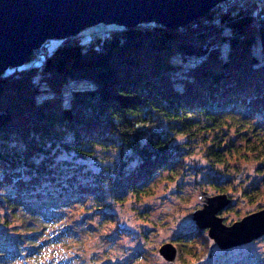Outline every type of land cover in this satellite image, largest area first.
Wrapping results in <instances>:
<instances>
[{"label":"trees","instance_id":"1","mask_svg":"<svg viewBox=\"0 0 264 264\" xmlns=\"http://www.w3.org/2000/svg\"><path fill=\"white\" fill-rule=\"evenodd\" d=\"M223 1L177 27L116 24L87 39L79 31L44 55V48L35 49L23 63L0 70V264L49 263L41 253L50 244L66 248L72 224L86 230L84 221L94 214L114 218L105 197L139 196L161 169L180 175L181 154L189 156L199 140L208 170L200 171L218 193H226L229 180L217 182V166L227 164L234 140L245 143L264 182V2ZM70 80L86 83L65 97ZM175 133L182 143L173 141ZM63 151L70 157H57ZM97 151L112 161L107 169L86 167L84 159ZM242 192L250 200L263 193L256 185ZM93 201L92 210L70 223L54 216ZM8 227L13 237L3 233ZM119 227L115 220L111 233L118 236ZM204 232L187 228L171 240L192 256L210 255L214 243ZM196 243L203 247L193 249ZM69 259L63 254L53 264Z\"/></svg>","mask_w":264,"mask_h":264},{"label":"rangeland","instance_id":"2","mask_svg":"<svg viewBox=\"0 0 264 264\" xmlns=\"http://www.w3.org/2000/svg\"><path fill=\"white\" fill-rule=\"evenodd\" d=\"M116 24V22L98 21L81 29L80 33H82L84 39H87L90 34L99 32L102 29L112 28ZM58 41V37H50L37 48V51L44 48L41 52V55H44ZM39 57L40 54L36 55L37 59ZM188 60L191 61L194 58L190 57ZM85 83L84 80L68 81L63 88L65 97L68 96L72 86ZM178 135L175 133L172 139L174 142L182 143L183 139ZM233 143L235 147L229 154L227 153V164L217 166L220 170L217 173L221 176L217 179V182L224 181L225 178L229 180L225 182L224 188L231 202L218 213L223 217V222L227 224L240 219L247 213L264 208V182L260 180L261 173L255 168L256 164L250 158V152L245 148V143L237 142V140H234ZM202 145L203 143L199 140L198 145H194L189 150V156H187L188 154H181L185 168L175 178H171L168 170L161 169L159 173H155L152 182L149 184L150 189L139 196H131L120 202H113L105 197L108 203L106 212L113 213L114 218L111 219L109 216V219L100 221V217L94 214L92 221H89L88 218L85 219V224L89 225L86 230H81L82 224L80 223L72 224L74 228L68 231V236L64 239L67 241L69 248L67 246L64 248L61 244V246L50 244L41 253L42 258L49 261L47 264H53L54 260L56 262L57 259H61L63 254L70 258V264H231L233 261L236 262L234 264H243L244 259L247 260V258L249 262L251 258H254L257 262L264 264V234L248 242L233 245L230 248L218 249V246L213 244V246L211 245L212 251H219L216 255L211 254L213 253L211 251L210 255L206 252L202 254L203 256L200 254L192 256L176 248L174 260L169 261L158 252L163 243L170 242L174 245L171 238L176 232H182L187 228H195L197 225L191 218L193 210L201 207L205 195H213L219 191L206 179L209 178V175L207 176L206 173L200 171H208L204 167L205 160L202 153H200ZM63 156L70 157V153L63 151L57 157ZM75 161L79 162V159ZM84 162L86 167L91 170L107 169V165L112 163L106 154L100 151L84 159ZM129 162L131 161L129 160ZM243 166H248V169L244 172L242 171ZM212 170L215 171V169H210V171ZM196 181L200 183L196 184ZM255 185L263 193L259 198L250 200L242 191ZM94 206H96L95 201L91 202L87 209H83L79 203H73L61 211L58 210L54 213V216H61L70 223L71 220L78 219L85 211L92 210ZM115 220L120 226L119 228L123 229V232L121 231L118 236V232L111 233L114 229ZM58 223L53 224L52 228H59L60 222ZM171 226L175 229H172ZM52 230L55 233L56 229ZM12 231V227H8L3 233L13 237L14 232ZM46 231L48 234L51 233L50 228ZM127 231H129V234ZM204 231L206 234V228H204ZM143 232H145L144 235ZM45 234L47 235V233ZM106 234H108L107 237H105ZM207 236L209 243L212 244V238L208 234ZM22 245L30 246L24 243ZM11 246L14 247V245ZM192 247L193 249L196 247L201 249L203 246L201 243H196ZM67 249L70 251L64 252ZM76 251L79 254L74 255ZM9 264H16V260ZM244 264H251V262Z\"/></svg>","mask_w":264,"mask_h":264},{"label":"water","instance_id":"3","mask_svg":"<svg viewBox=\"0 0 264 264\" xmlns=\"http://www.w3.org/2000/svg\"><path fill=\"white\" fill-rule=\"evenodd\" d=\"M223 0H0V70L19 65L50 37L64 38L96 23L133 25L153 20L168 27L181 26L204 14ZM230 199L226 193L205 195L191 218L220 248L248 242L264 233V208L250 212L232 223L218 213ZM251 227L250 235L241 227ZM158 252L167 260L175 258L176 247L163 243Z\"/></svg>","mask_w":264,"mask_h":264},{"label":"bare ground","instance_id":"4","mask_svg":"<svg viewBox=\"0 0 264 264\" xmlns=\"http://www.w3.org/2000/svg\"><path fill=\"white\" fill-rule=\"evenodd\" d=\"M251 227L253 228L254 226H251ZM251 227H248V226H247V227H245V226H244V227H241V228H240V229H241L240 231H241L243 234H245V235L248 236V235H250V234L253 233V231L250 230ZM252 228H251V229H252ZM263 234H264V233H263ZM261 235H262V234H261ZM261 235H259V236H261ZM162 257H163V256H162Z\"/></svg>","mask_w":264,"mask_h":264},{"label":"built area","instance_id":"5","mask_svg":"<svg viewBox=\"0 0 264 264\" xmlns=\"http://www.w3.org/2000/svg\"><path fill=\"white\" fill-rule=\"evenodd\" d=\"M258 1H260V2H264V0H258Z\"/></svg>","mask_w":264,"mask_h":264}]
</instances>
